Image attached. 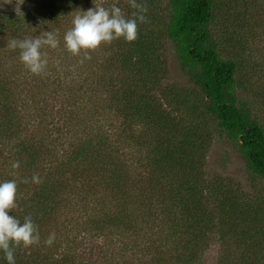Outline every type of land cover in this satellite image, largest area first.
<instances>
[{"label":"rangeland","instance_id":"rangeland-1","mask_svg":"<svg viewBox=\"0 0 264 264\" xmlns=\"http://www.w3.org/2000/svg\"><path fill=\"white\" fill-rule=\"evenodd\" d=\"M39 2L0 0V7L20 10ZM138 2L148 9V22L139 24L138 30L148 32L150 41L157 35V46L166 59L151 77L157 84L144 90L155 97L163 96L164 90L176 93V98H167L166 105L175 113L171 116L178 122L177 129L188 127L195 136L202 135L197 190L211 221L225 223L204 239L200 264H264V181L246 167L237 141L221 132L205 111L204 97L193 76L180 67L173 46L162 36L167 0ZM99 4L106 8L116 4L129 17L134 11L128 0H76L59 23L41 25L38 31L35 26L0 30V182L16 180V197L25 201L40 188L39 184L19 182L32 174L23 165L25 153L20 147L27 139L38 152L39 172L47 177L51 189L44 198L51 202L50 208L36 223L40 244L15 251L21 259H29L28 264L34 253L45 264H64V257L72 260L69 264H144L148 254L139 253L135 258L128 250L133 231L141 243L150 236L156 244L166 243L170 248L176 245L173 233L181 229L178 224L193 219L185 216L178 203L176 194L184 191L178 190L177 181H170L160 171L162 165L152 161L155 157L149 155L148 147L141 146V126L125 127L128 123L115 111L113 93L121 88L126 72L118 53L128 42L121 38L102 44L90 53V59L64 49L63 36L72 27L74 15ZM213 12L210 28L220 55L236 64V95L264 128V0H216ZM34 31L37 33L32 35ZM45 31L57 33L61 43L56 49H41L48 64L46 74L37 76L20 63L19 50H9L6 44ZM171 85L180 89L166 88ZM148 144L152 146V142ZM79 147H83L82 156ZM89 152L98 161L83 160ZM15 161H19L18 169L11 166ZM94 165L100 167L99 176L92 172ZM112 167L122 171L129 197L121 196L112 185ZM121 202L129 203L128 221L110 220ZM33 206L28 201L16 208L23 219L41 212L31 210ZM99 208L107 214L102 219L94 216ZM244 224L252 225L250 233L241 232ZM99 225L101 230L91 231ZM50 233H55V241L49 247L43 241ZM253 241L261 248L250 251L246 245Z\"/></svg>","mask_w":264,"mask_h":264},{"label":"trees","instance_id":"trees-1","mask_svg":"<svg viewBox=\"0 0 264 264\" xmlns=\"http://www.w3.org/2000/svg\"><path fill=\"white\" fill-rule=\"evenodd\" d=\"M39 1V3L22 7L20 10L0 7V30L15 29V27L29 29V26H35L38 31L41 25L59 23L66 16L71 4L76 3V0ZM215 1L167 0L165 3L164 31L161 33L173 46L180 67L186 69L187 73H191V77L193 76L196 88L204 97L202 100L205 111L217 121L221 132L237 141L239 152L245 160L246 167L264 181V128L256 118L252 117L249 106L238 99L234 87L236 64L231 59L221 57L213 39L210 25L213 19ZM37 31L32 32V35L36 34ZM158 40L156 35L150 41L148 32L141 29L138 30V38L135 41L128 42L120 49L118 56L122 58L126 72L125 78L121 80V88L113 93V101L116 102L117 100L115 111L128 123L125 127L141 126V146L148 147L149 155L155 157L152 161L162 165L163 169L160 171L168 174L166 177L170 181L178 182L175 183L176 187L179 184L178 190L184 191L183 193L177 192L178 203L181 204L185 216L193 217V219L178 224L181 229L174 230L173 233L176 245L170 246V248L167 247L166 243L156 244V240L150 236H148V240L141 243L140 240L134 238L137 233L133 231V243L128 250L131 251L132 255L135 254V258L139 253L143 256L148 254L149 258L146 260L148 264H200L203 262L202 245L204 239L212 233V230L218 228L220 231L225 223L217 221L215 224V221H211L213 218L210 214L205 213L201 199L203 196H200L201 193L197 190L199 181L196 180V173L199 165V150L204 144L202 135L197 134L195 136V132L190 131L188 127L177 129L178 122L174 123L171 116L175 113L170 111L166 105L168 104L167 98H176V93H170V95L164 90L161 92L164 94L163 96L155 97L148 93V90H144L148 89L149 85L157 84L158 80L151 77L157 75L158 69L166 60L159 51ZM175 87L171 85L166 88L173 91L180 89ZM114 102L112 103L113 106ZM174 127H176L175 130ZM149 142H152V146L148 144ZM20 147L21 151L25 153L23 165L32 172L30 178L38 173L42 180L38 191L33 190L32 196L28 200L34 205L31 210H41L38 214L31 216L36 224L41 221L46 210L50 208L51 202H46L44 199L48 193L50 194V184L47 182V177L41 175V171L39 172L38 160L40 159L38 152L34 150V146L26 139L20 143ZM77 151L81 156L84 154L83 147H79ZM95 157L96 155L89 152L82 159L96 161ZM81 169H83L81 172H86V169ZM92 172L99 176L100 167L94 165ZM110 174L114 188H118L121 196L127 194L129 197V189L124 183L122 171L112 167ZM165 174H161V176ZM28 201L16 197V203L19 205ZM124 203L121 202L120 208H117L110 215V220L123 221L127 219L128 221L129 203ZM53 211L54 207H52ZM19 212L20 210L15 208L9 214L23 221ZM97 212L94 216L101 219L107 215L101 208ZM95 221L101 220L96 219ZM251 227L252 225L244 224L241 232L248 234ZM96 228L101 230L99 225L91 227V231H95ZM245 228L249 230H244ZM184 232H188L191 236L187 238L188 235ZM148 234L150 233L148 232ZM257 235L261 234L258 233ZM130 237H132L131 234ZM163 244L164 249H162ZM246 246L250 251L261 248L256 246L255 241ZM19 255V253H15L16 264H28L30 260H23ZM36 255L34 253L31 256V259L35 256L31 260V264H45ZM62 261L64 264L72 262L65 257L61 259ZM0 264H7L2 252H0Z\"/></svg>","mask_w":264,"mask_h":264},{"label":"clouds","instance_id":"clouds-1","mask_svg":"<svg viewBox=\"0 0 264 264\" xmlns=\"http://www.w3.org/2000/svg\"><path fill=\"white\" fill-rule=\"evenodd\" d=\"M23 3V0H21ZM132 11L131 16H125L122 9L116 4L104 7L102 4L94 5L87 11L77 12L71 23L72 27L63 36L64 49L73 56L84 54L90 59V53L102 44H111L114 40L123 39L133 42L138 38L139 24L147 23L148 11L145 3L138 0H128ZM58 34L45 31L35 38L11 39L6 47L9 50H19L18 59L24 68L33 75L46 74L48 60L41 49H56L60 46ZM13 169L19 168V161L12 163ZM20 183L29 182L40 184L39 174H34L30 180L23 178ZM17 181L7 180L0 182V252L3 253L7 264H16L15 251L17 248H29L41 242L37 225L31 215L23 218V222L9 212L17 207L16 203ZM55 241V233H50L43 241L45 246H51Z\"/></svg>","mask_w":264,"mask_h":264}]
</instances>
